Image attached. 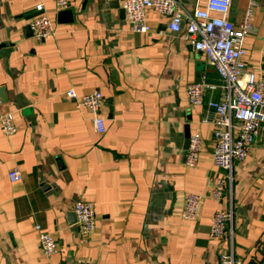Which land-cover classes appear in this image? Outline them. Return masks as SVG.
<instances>
[{
    "label": "crops",
    "instance_id": "crops-1",
    "mask_svg": "<svg viewBox=\"0 0 264 264\" xmlns=\"http://www.w3.org/2000/svg\"><path fill=\"white\" fill-rule=\"evenodd\" d=\"M73 21L59 20L43 0L55 34L39 41L29 0H0V264H219L226 242L210 238L217 210L232 211L240 264H264V124L247 158L234 164L222 203L210 192L223 172L213 161L214 126L205 123L223 84L206 58L147 11L150 31L133 32L124 0H69ZM192 9L206 0H176ZM249 0H232L229 19L243 20ZM249 70L264 79V0L246 40ZM215 90L190 106L187 89L202 77ZM100 92L107 131L96 134L92 114L66 98ZM204 141L195 168L184 164L187 134ZM18 169L22 180L11 182ZM188 193L203 197L195 220L182 211ZM94 204L96 231L78 234L74 205ZM40 225L58 253L44 257Z\"/></svg>",
    "mask_w": 264,
    "mask_h": 264
},
{
    "label": "built area",
    "instance_id": "built-area-1",
    "mask_svg": "<svg viewBox=\"0 0 264 264\" xmlns=\"http://www.w3.org/2000/svg\"><path fill=\"white\" fill-rule=\"evenodd\" d=\"M35 4L38 14L31 20L30 27L39 41L54 36V22L45 14L43 0H29ZM261 0H249L244 18L239 23L230 19L232 0H206L205 6L189 9L176 0H124L123 10L133 32L147 34L150 26L147 11L151 10L169 20L168 28L178 34L192 48L201 53L215 70L223 84L222 101L208 103V115L204 122L214 126L213 161L223 174L211 178V198L222 203L228 185L233 181L234 164L244 161L264 124V79L249 70L246 58V40L254 33V17ZM58 13L70 9L69 0H54ZM215 90L206 77L188 86L187 98L190 106H201L207 91ZM66 98L75 100L77 108H84L92 114V128L96 134L107 131L102 114L105 99L94 91L78 97L74 90L66 92ZM0 127L4 134L17 133L18 127L12 113L0 115ZM204 141L200 134L189 139V148L184 164L195 168L201 157ZM11 182L22 180L18 169L9 173ZM203 197L188 193L182 211L185 220H195L200 212ZM78 234L88 244L96 231L94 204L78 201L74 205ZM39 234L41 251L49 259L58 253L56 238L40 225L35 226ZM210 238L226 242V248L219 255V264H240L234 246L232 211L217 210L212 218ZM81 264H89L87 262Z\"/></svg>",
    "mask_w": 264,
    "mask_h": 264
},
{
    "label": "water",
    "instance_id": "water-1",
    "mask_svg": "<svg viewBox=\"0 0 264 264\" xmlns=\"http://www.w3.org/2000/svg\"><path fill=\"white\" fill-rule=\"evenodd\" d=\"M59 20H64V21H73V14H72V11L71 10H66V11H63V12H60L59 14ZM190 134H187V139H188V142H187V147L189 148V139H190ZM71 220H74L76 221V216L73 215L71 216Z\"/></svg>",
    "mask_w": 264,
    "mask_h": 264
}]
</instances>
